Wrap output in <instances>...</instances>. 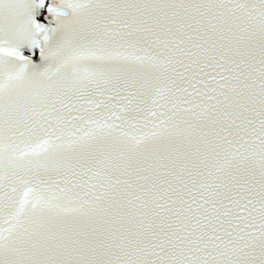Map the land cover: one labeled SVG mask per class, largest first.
I'll list each match as a JSON object with an SVG mask.
<instances>
[{
    "label": "snow or ice",
    "instance_id": "1",
    "mask_svg": "<svg viewBox=\"0 0 264 264\" xmlns=\"http://www.w3.org/2000/svg\"><path fill=\"white\" fill-rule=\"evenodd\" d=\"M0 264H264V0H0Z\"/></svg>",
    "mask_w": 264,
    "mask_h": 264
}]
</instances>
